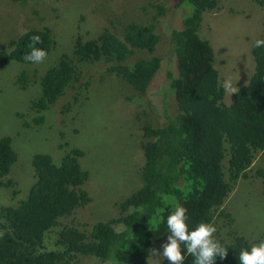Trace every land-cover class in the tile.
I'll return each mask as SVG.
<instances>
[{"label":"trees","instance_id":"trees-1","mask_svg":"<svg viewBox=\"0 0 264 264\" xmlns=\"http://www.w3.org/2000/svg\"><path fill=\"white\" fill-rule=\"evenodd\" d=\"M185 2L192 11L183 18L181 28L169 30L175 72L170 68L165 71L167 81L162 87L173 97L175 106L171 109L163 100L158 121L142 118L140 187L116 202L118 216L98 221L88 231L74 224L63 225L56 233V248L46 249L44 239L58 225V219L90 201L83 188L89 172L81 167L79 159L84 151L78 147L68 148L60 162L49 153L33 154L35 181L26 198L17 205L0 206V264H76L79 255L146 264L168 231L167 216L177 205L187 209L190 230L200 222L217 227L215 236L228 248V255L225 259L218 256L215 264H240V250L250 248L252 242L236 230L223 203L237 180L246 176L257 154L261 165L253 174L264 185V47H254L256 40L264 38L252 41L253 73L226 104L213 47L200 34L203 14L215 9L218 0H177L176 4ZM163 11L159 8L150 22L126 23L121 35L107 28L91 39L78 35L72 51L62 53L37 80L22 70L16 77L21 88L34 81L40 86V95L31 102L36 113L33 122L42 124L43 112L80 80L79 65L83 62L104 60L107 73L122 78L135 94H145L162 58L152 55L133 62L129 58L135 50L156 49L160 36L155 21ZM34 35L42 39L36 47L48 53L52 50L55 42L48 27L26 29L0 45V68L12 60L34 64L24 59ZM87 88L85 83L83 90ZM16 160L11 137L0 136V187L12 188L15 196L19 189L8 175ZM223 228L224 235L220 232ZM183 251L184 264H193L194 257Z\"/></svg>","mask_w":264,"mask_h":264},{"label":"rangeland","instance_id":"rangeland-1","mask_svg":"<svg viewBox=\"0 0 264 264\" xmlns=\"http://www.w3.org/2000/svg\"><path fill=\"white\" fill-rule=\"evenodd\" d=\"M177 0H0V45L9 38L33 27H48L54 47L41 64H25L15 60L0 68V136H9L17 153L9 178L19 189L0 187V206L17 205L25 199L35 181L31 159L35 153H49L60 162L65 151L78 147L84 151L79 159L89 177L83 185L90 201L77 207L73 214L58 219V225L44 239L46 249L56 248L57 231L74 224L88 231L94 223L119 215L116 205L141 185L144 155L141 149L143 119L156 122L160 118L163 100L174 109L173 97L162 87L166 84L165 71L175 72V56L169 30L181 28L183 18L192 6ZM164 10L155 21L160 41L153 52L135 50L130 62L139 57L158 55L160 68L145 94H135L122 78L107 73L104 60L83 62L80 80L66 88L58 100L44 112L45 120L36 125L31 102L40 95L38 82L21 88L16 77L26 70L37 80L55 65L62 53L72 51L75 38L98 36L105 28L121 35L123 26L130 22H150L159 8ZM200 34L207 38L216 57V68L221 81L231 78L236 86L245 84L254 70L251 43L264 38V0H218L215 9L203 14ZM87 83L88 88L83 90ZM81 92L78 96L77 93ZM78 96L77 99L74 97ZM233 96V95H232ZM225 93L224 102L232 101ZM24 123H27L25 125ZM261 165L257 154L245 177L237 180L228 193L223 208L234 218L236 230L252 244L264 241V185L254 176V168ZM222 222V219L218 220ZM218 223V222H217ZM225 229H221L224 235ZM167 231L156 243L146 264H161L154 253L169 235ZM76 264H123L101 261L92 256L79 255Z\"/></svg>","mask_w":264,"mask_h":264},{"label":"clouds","instance_id":"clouds-1","mask_svg":"<svg viewBox=\"0 0 264 264\" xmlns=\"http://www.w3.org/2000/svg\"><path fill=\"white\" fill-rule=\"evenodd\" d=\"M31 40L33 42L31 51L25 54L24 59L34 64H41L47 59L48 52L35 46L42 43L39 35L32 36ZM254 47H264V39L256 40ZM221 87L230 96L240 91L231 78L224 79ZM166 223L170 234L161 245L162 250L157 249L154 253L159 259L167 260L169 264H184L186 258L184 249L187 254L194 257L193 264H215L218 256L221 259L227 257L228 248L224 247L215 236L217 233L215 224L200 222L190 230L187 209L184 206L177 205L167 216ZM2 235L3 232H0V236ZM239 262L240 264H264V241L240 250Z\"/></svg>","mask_w":264,"mask_h":264}]
</instances>
